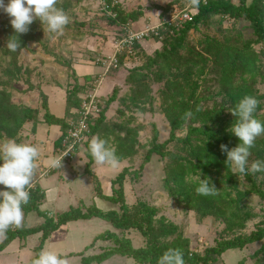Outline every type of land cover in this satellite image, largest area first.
I'll use <instances>...</instances> for the list:
<instances>
[{
  "label": "rangeland",
  "instance_id": "1",
  "mask_svg": "<svg viewBox=\"0 0 264 264\" xmlns=\"http://www.w3.org/2000/svg\"><path fill=\"white\" fill-rule=\"evenodd\" d=\"M104 1L56 0L55 7L62 10L69 18V23L64 26L63 33L58 35L45 32L41 21L36 18L28 26V30L34 32L36 39L29 42L27 48L17 50L14 56L0 57L2 59L0 60V88L2 80L7 81L2 70L12 68V63L21 70L17 79L11 83L10 89L12 101L16 104L41 109L45 101L42 93L48 96V100L50 98L51 113L56 117H61L66 106L64 99L67 101V90H74V86L84 83L85 76H91L95 78L98 86L96 91L98 114L94 118H97L108 105V110L105 112L106 119L94 136L105 139L108 145L115 150L118 158L117 166L98 165L93 161L90 174H88L86 171V166L90 161L88 143L91 140L88 138L85 141L87 145L81 146L71 162H65L60 168L53 170L50 177L44 179L45 185H50V188L46 191V199L40 206V210L55 220L59 214L77 207L84 211L92 206H97L104 211H118V205L108 203L98 197L97 186L102 194L112 195L114 189L118 187L114 185V180L124 169L129 168L134 173L144 165L137 179L134 175L126 177L125 200L131 209L135 208L139 202L155 207L157 210L156 226H174L177 229L171 237L158 239L160 242L186 240L189 242L190 252L203 256L208 249L216 247L224 240L246 237L262 228L264 226V200L255 194L247 195V197L244 194L252 189V182L264 191V172L233 174L230 164L221 172L215 168L209 173L202 168H192L189 179L193 184H200L201 179H208L217 189L216 194L220 195L214 200L215 207L218 208L216 213L205 217L198 215L195 210H186L182 203L169 195L165 178L168 170L174 165L170 160L162 159L154 154L150 162L145 163L148 151L154 146L155 130L158 133V144L170 138L173 117H169L166 113L168 106L166 97L168 93L173 94V89L168 84H171L173 76L179 73L173 66V60H163L170 72L163 75L162 81H159L157 79L160 74L157 69L159 64L150 67V60L154 59L157 53L163 52L166 45L159 32L158 34L151 33L150 39L140 41L139 49L138 47L134 50L130 48L131 51L120 53L116 57V66L113 65L105 73V67L101 68L103 63L98 66L96 62L98 60L100 63L102 60L107 61L109 56L115 53L117 42L122 38L124 25L111 22L110 17H113L114 13L106 10ZM113 1L118 3L126 14L139 15L136 21L130 20L131 29L139 32L148 25H158L168 9L179 7L178 5L173 6L177 2L189 4L187 0ZM232 1L249 4L251 0ZM191 8L195 9L193 6ZM9 20V16L0 9L2 48H7V39L13 37V34L3 31V25L8 24ZM215 43L223 44L225 48L234 47L237 50H245V45H250L251 50L259 57L260 61L254 62L260 66L262 77H264V44L256 42L254 26L248 20H234L221 15L213 16L202 22L197 29L191 30L186 37V44L200 51H204L205 46ZM132 52H134L133 55H131ZM183 56L184 59L193 57L188 51H185ZM206 56V62L199 64L205 70L195 71L198 74L194 77L197 85L189 86L190 92L179 103L182 105L189 101L190 109L197 106L201 109V116L199 115V119L193 123L197 127L209 124L213 118L211 117L212 112L221 106H226L224 121L212 127L220 136L228 139L226 145L230 150L239 143L238 138L228 131L236 118L231 113L232 105L225 96L224 85L221 82V69L214 66L210 60L211 55ZM247 65L249 68L252 63L249 62ZM15 71L16 69L11 73ZM251 78L248 74L244 79L238 75L234 84L240 85L244 83V80L248 84ZM92 87L90 84L87 89L88 94ZM255 88L259 96H264V83L261 79L258 80ZM79 108L73 109V114L77 113ZM42 112L41 110L40 113ZM253 116L264 122V100L258 102ZM66 117L68 120L69 114ZM194 118L196 119L195 116ZM68 122L70 125L74 123L71 119ZM186 134V128L176 133L178 138H183ZM61 135L57 126L49 127L44 124L36 126L29 122L23 126L20 132L21 143L35 145L40 153L36 162V167H39L36 171L37 175L41 169L46 168L43 164L47 165L46 162L49 159H56L55 144ZM7 140L9 139L2 138L0 142ZM254 144L248 158L249 167L257 160L264 161V135L257 137ZM256 145L259 146L257 149H255ZM203 146L204 140L199 137L186 147L178 141L171 142L167 151L181 156L183 163L188 166L192 163L201 167L197 162V150ZM42 182L43 180L39 186ZM3 187L0 185V189ZM233 212H237V216L230 218ZM33 213L27 215L23 213V219L28 226L32 227L36 221H45L37 212ZM108 231L115 233L120 239H129L136 249L146 247V240L137 231L117 230L110 222L93 218L71 223L69 229L67 227L64 230L59 229L54 238L50 237L51 240L49 238L43 249L57 253L66 260L67 264H81L82 255H98L115 246L113 241L93 240L95 236ZM40 236V234L30 235L26 239L17 238L11 242L6 249L0 252V264H29L35 256ZM3 239L4 235H0V242ZM86 239H90L88 245L93 241L88 250L83 247ZM263 243L264 241L248 245L243 250L227 251L210 264H264L263 255L254 256ZM76 251H80L82 255H69ZM101 264L139 263L132 258L115 256Z\"/></svg>",
  "mask_w": 264,
  "mask_h": 264
},
{
  "label": "trees",
  "instance_id": "2",
  "mask_svg": "<svg viewBox=\"0 0 264 264\" xmlns=\"http://www.w3.org/2000/svg\"><path fill=\"white\" fill-rule=\"evenodd\" d=\"M113 2V0L104 1L106 10L113 12L115 15L114 17H110L113 24L122 26L130 23V20H137L139 16L138 14H126L119 4H114ZM187 2L191 4V0H187ZM175 5L185 7L186 3H181L179 1L173 6ZM191 6L193 5L191 4ZM193 7L196 8L197 12L192 22L181 23L169 27L166 30H161V35L166 45L163 52L157 53L155 58L150 60V67L154 64H159L157 66V69L160 71V74L157 76L159 81H162L163 75L165 76L166 73L170 72L169 67L163 60H173V66L179 74L173 76L171 84H168V86L172 87L173 94L168 93L166 97V101L169 103L166 104L168 105L166 107V113L169 117H173V121L171 122L172 129L170 138L164 143L158 144V133L155 130L154 146L148 151L145 157V163H149L154 154L162 159L167 158L170 160L174 165L168 170L167 177L165 178L166 189L169 192V195L173 199L182 203L186 210H195L198 215L206 217L216 213L218 210V208L215 207L214 200H216L220 195L216 194V192L214 195L208 196L196 194L195 188L199 186V184H193V182L189 179V175L192 168H202L206 173H209L213 171L211 169L215 168L221 172L224 167L229 166V164H226V153H223L220 149V145H226L228 139L220 136L212 127V125H217L224 121V109L227 107L221 106V108H217V110L212 112L211 117L213 118L210 120L209 124H203L202 122L203 125L197 127L194 126L193 123L199 119V115L201 116V109L198 106L190 109L191 106L189 101L182 105L179 101L185 99L188 95L190 92L189 86L191 87L192 85H197V83L194 82V77L198 75L195 71L197 70L202 72L205 70L200 67L199 64L206 62L207 54L211 55L210 60L213 62L214 66L221 69V82L224 85L225 96L228 97L229 104L232 105V108H234L236 103H238L244 96L255 97L258 102L264 100V96H259L255 88L259 79H261V82L264 83V77H262L263 75L261 73L260 66L255 63L260 61L259 57L256 52L251 50L250 45H245V50H237V48L234 47L225 48V45H218V43H215L205 46L204 51H200L196 48L195 50L194 48L189 47L186 44V37L191 30L197 29L202 22H205L210 17L221 15L222 17H229L234 20H248L254 26L256 42L264 44V0H251L249 4L235 3L232 0H210L207 4L198 2ZM3 26L4 32L7 34H13L11 40L19 45L17 50L27 48L29 42L36 39L34 32H31L30 29L25 33L17 34L11 27L10 22L8 24H4ZM9 39L10 38H8L7 41ZM132 46L131 48L134 50L137 47L139 49L141 45L139 43H135ZM16 51H10L8 48H2V45L0 44V57L14 56ZM185 51H188L189 55H192L193 57L184 59L183 54ZM133 53L134 52H132L131 55H133ZM124 55L126 56V54ZM0 60L2 59L0 58ZM160 61L163 62L159 63ZM249 62L252 63V65L248 68L247 64ZM96 63L98 66H101L102 64V62L100 63L98 61ZM11 67L12 68L9 70H2L3 75L7 78V81L2 80V87L0 88V139L8 138L15 140L17 143H21L22 139L20 132L23 126L28 122L35 124L36 126L38 124L58 126L62 135L60 136V139L56 141L55 148L57 150L61 145V137L66 135L70 128L68 121L77 117L76 114H73V109L79 108L82 102L86 100L85 96L88 94L87 89L90 84L93 86L95 78L85 76L84 83L74 86V90H67V114L70 116L67 120L66 116L59 118L51 113L48 104V96L42 93L41 95L43 98L45 97V101L41 109L38 107L35 108L24 104L14 103L12 101V92L10 91L11 83L17 79V75L21 72V70L17 69L14 63L11 64ZM101 68L103 69V67ZM15 69V74L11 73ZM246 74L252 77L248 84H246V80H244V83L240 85L234 84L238 75L241 79H244ZM189 95L192 96L193 94ZM96 104L98 105V100H96ZM41 110L43 111L42 113H40ZM107 110L108 105L105 106L97 118L90 121L91 138L97 132L100 125L104 123L106 119L105 112ZM185 128L187 129L186 136L178 138L176 135L177 131ZM199 137L204 140V146L197 150V162L201 165V167L193 165L192 163L188 166L183 163V158H181V156H177L174 152L172 153L167 151V147L171 142L178 141L186 147L191 145L192 142ZM254 145L255 144H253V146ZM257 146L258 145H256L255 149H257ZM88 157L90 161L86 166V171L90 174L89 171L93 159L89 153ZM37 169L39 168L36 167L34 170V176L36 175ZM143 169L144 165L141 166L139 171H135L134 173H132L129 168L124 169L114 180V185L118 187L114 189L112 195L102 194L99 192L97 186L96 191L98 197L108 203L118 205V211H104L97 206H92L84 211L83 209L77 207L71 208L66 213L59 214L58 218L55 220L54 218L48 217L46 213L40 210V206L43 204L45 199V192L38 185L36 189L31 190L29 201L27 204L22 205V210L25 215L31 212H37L44 218V223L28 228L25 221L22 220L20 228H8L3 234V241L0 242V252L6 249L7 246L17 238L26 239L30 235L40 234L39 245L35 249V256L29 263L32 264V260L35 259L40 250L44 248L45 243L49 240L53 233L68 223L90 220L93 218L106 220L117 230L137 231L146 240V247L136 249L133 247L132 242L129 239H120L115 233L108 231L98 235L95 238V241H113L115 246L105 250L101 254L93 256H84L82 253L71 254L74 256L82 255L81 264H101L115 256L132 258L139 264H157L158 258L169 248L181 250L183 253L184 264H210L215 258L221 257L227 251L236 249L243 250L248 245L264 241L263 226L262 228L253 231L249 236L239 237L233 240H224L216 247L208 249L203 256L197 254L196 252H190L189 242L186 240L177 239L170 243L164 241L160 242L158 239L162 237H171L177 229L174 226H156L155 217L157 210L155 207L150 206L145 202H139L135 208L131 209L125 200L124 184L126 177L134 175V178L137 179L141 175ZM252 183V189L244 194V196L247 197V195L255 194L264 200V191L258 188L254 182ZM236 216L237 212H233L231 213L230 218ZM90 248L91 246H88L85 250ZM257 255L264 256V243L254 256Z\"/></svg>",
  "mask_w": 264,
  "mask_h": 264
},
{
  "label": "clouds",
  "instance_id": "3",
  "mask_svg": "<svg viewBox=\"0 0 264 264\" xmlns=\"http://www.w3.org/2000/svg\"><path fill=\"white\" fill-rule=\"evenodd\" d=\"M197 3L198 0H191L193 6ZM55 4L56 0H7V3L5 0H0V9L9 16L10 25L17 34L27 32L28 26L38 18L45 32L59 35L69 23V18L62 10L57 9ZM6 47L10 51H16L19 45L10 38ZM257 104L255 97L244 96L230 110L236 119L228 131L238 138L239 143L230 150L227 145L221 144L220 149L226 153V164L232 166L233 174L264 172V161L257 160L250 167L248 166L250 149L255 139L264 135V122L253 116ZM88 151L98 165L116 167L118 164L115 150L103 138L92 137L88 143ZM39 154L38 148L30 143H17L11 139L0 142V161H2L0 185L4 186L0 189V235H3L10 226L20 228L22 225V205L29 201V190L32 187ZM61 162L60 159H49L46 168L61 167ZM216 191L217 189L208 179H201L199 186L195 188L196 194L204 196L214 195ZM32 264H67V262L57 253L45 248L40 250L32 260ZM157 264H184L183 253L179 249L169 248L158 258Z\"/></svg>",
  "mask_w": 264,
  "mask_h": 264
},
{
  "label": "built area",
  "instance_id": "4",
  "mask_svg": "<svg viewBox=\"0 0 264 264\" xmlns=\"http://www.w3.org/2000/svg\"><path fill=\"white\" fill-rule=\"evenodd\" d=\"M210 0H198V2H202L203 4H207ZM216 1V0H215ZM114 4H118L113 2ZM179 6V5H178ZM196 8L192 9L191 4L186 5L185 7H173L168 9L164 16H162V20L156 26L148 25L141 32L131 29V24L128 23L122 27V38H120L116 45L115 53L110 57L107 61L102 60L103 68L105 67V73L111 69L113 65L116 66L117 60L116 57L123 52L131 51V46L135 43H139L142 40L150 39L149 36L151 33L161 34V30L168 29L169 27L192 22L194 20V16ZM100 60H98L99 62ZM97 82L95 80L92 89L89 91L90 94H86V100H84L77 110V117L72 120L74 122L70 125L69 130L66 135L61 138V145L57 149V157L56 159H60L61 166L65 162H71L76 155L77 151L81 148V146L85 145V141L91 138V129H90V121L97 116V104H96V91H97ZM60 168V167H57ZM57 168L47 167L46 169H41L38 175L33 177L32 187L29 190V195L31 190L36 189L38 184L49 176L53 170ZM10 229H14V226H10ZM7 231V230H6Z\"/></svg>",
  "mask_w": 264,
  "mask_h": 264
},
{
  "label": "crops",
  "instance_id": "5",
  "mask_svg": "<svg viewBox=\"0 0 264 264\" xmlns=\"http://www.w3.org/2000/svg\"><path fill=\"white\" fill-rule=\"evenodd\" d=\"M64 105H66L64 108V110H63V113L61 114L62 116L61 117H59V118H63V117H65L66 115H67V103H66V99H64ZM49 106L50 107H52V105H51V103H50V98H49ZM41 125V124H40ZM45 125V124H44ZM49 127H51V126H49ZM58 127V126H57ZM60 129V128H59ZM42 165V164H41ZM44 166H47V165H45V164H43ZM42 165V166H43ZM50 177V176H49ZM46 178H48V177H46ZM46 178H44V179H46ZM43 179V182H42V184H41V188L44 190V192H45V199H46V191L50 188V185H48V184H46L45 185V180ZM42 181V180H41ZM41 183V182H40ZM44 203V202H43ZM43 205V204H42ZM31 213H33V212H31ZM34 214V213H33ZM43 218V217H42ZM24 220V219H23ZM25 221V220H24ZM42 223H44V222H40V221H36V224L35 225H33L32 227H34V226H38V225H40V224H42ZM71 223H74V222H71ZM71 223H68L66 226H63V227H61L60 228V230L62 229V230H64V229H66V227L69 229V226H70V224ZM25 224H26V226L28 227V228H30V226H28L27 225V223H26V221H25ZM58 233V231L57 232H55V233H53L52 234V236H51V238H54V236L56 235ZM67 231H66V235H67ZM58 237V236H57ZM51 238H50V240H51ZM95 238H96V236H95ZM66 239H67V236H66ZM90 240V239H89ZM88 239H86V241L83 243V247H84V249H86L88 246H91L92 244H93V241H92V243H90V245H88V243L90 242ZM93 240H95V239H93ZM3 241V240H2ZM1 241V242H2ZM74 253H76V254H78V253H81L80 251L79 252H72V253H69V255H71V254H74ZM67 255V254H66Z\"/></svg>",
  "mask_w": 264,
  "mask_h": 264
}]
</instances>
